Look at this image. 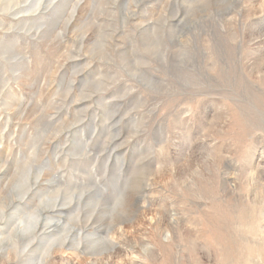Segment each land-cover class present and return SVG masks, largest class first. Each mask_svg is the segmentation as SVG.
Listing matches in <instances>:
<instances>
[{
    "label": "rangeland",
    "instance_id": "obj_1",
    "mask_svg": "<svg viewBox=\"0 0 264 264\" xmlns=\"http://www.w3.org/2000/svg\"><path fill=\"white\" fill-rule=\"evenodd\" d=\"M0 264H264V0H0Z\"/></svg>",
    "mask_w": 264,
    "mask_h": 264
},
{
    "label": "bare ground",
    "instance_id": "obj_2",
    "mask_svg": "<svg viewBox=\"0 0 264 264\" xmlns=\"http://www.w3.org/2000/svg\"><path fill=\"white\" fill-rule=\"evenodd\" d=\"M56 206H57V205H56ZM63 206H65V205H63ZM52 208H53V207H52ZM45 219H47V218H45ZM88 235H89V234H88ZM34 239H36L35 236H34L33 240H34ZM65 239H66V238H65ZM65 239H64V240H65ZM32 242H33V241H32ZM64 243H65V241H64ZM45 250H46V249H45ZM48 250H50V248H49ZM46 252H47V251H46ZM49 252H50V251H49ZM50 254H52V252H51ZM48 258H49V257H48Z\"/></svg>",
    "mask_w": 264,
    "mask_h": 264
}]
</instances>
